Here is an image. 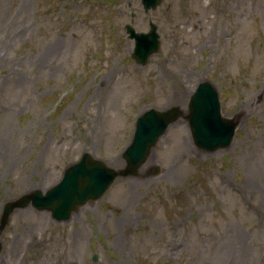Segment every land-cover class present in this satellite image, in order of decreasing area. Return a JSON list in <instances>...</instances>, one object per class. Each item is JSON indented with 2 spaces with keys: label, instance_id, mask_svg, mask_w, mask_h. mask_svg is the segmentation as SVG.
<instances>
[{
  "label": "rangeland",
  "instance_id": "374dc122",
  "mask_svg": "<svg viewBox=\"0 0 264 264\" xmlns=\"http://www.w3.org/2000/svg\"><path fill=\"white\" fill-rule=\"evenodd\" d=\"M150 22L161 46L139 65L125 26ZM203 81L239 118L228 148L199 149L176 121L68 221L16 210L0 264H264V0H0V217L84 153L122 169L137 117L187 111Z\"/></svg>",
  "mask_w": 264,
  "mask_h": 264
},
{
  "label": "water",
  "instance_id": "95a60500",
  "mask_svg": "<svg viewBox=\"0 0 264 264\" xmlns=\"http://www.w3.org/2000/svg\"><path fill=\"white\" fill-rule=\"evenodd\" d=\"M142 3L145 10L149 11L155 9L161 0H142ZM125 28L129 38L135 40L132 58L138 64L146 65L149 57L160 49L157 26L151 24L148 33H137L130 25ZM181 118L187 120L195 145L207 152L229 147L239 125L238 117L222 116L216 88L208 81L200 83L191 96L187 114L179 106L166 110L151 108L137 119L133 139L123 153L126 162L124 169L110 168L90 153H84L77 163L64 171L61 181L46 192L36 190L7 202L0 217V236L12 214L29 206L51 212L53 219L58 222L68 221L79 207L91 200L100 199L117 178L136 174L147 161L159 138L171 124Z\"/></svg>",
  "mask_w": 264,
  "mask_h": 264
},
{
  "label": "bare ground",
  "instance_id": "6f19581e",
  "mask_svg": "<svg viewBox=\"0 0 264 264\" xmlns=\"http://www.w3.org/2000/svg\"><path fill=\"white\" fill-rule=\"evenodd\" d=\"M182 87H183V84H182L181 82H177V81H176V89H177V91H178L179 89H181ZM184 111L186 112L185 109H184ZM188 147H189V144H188L187 140H185V139H183V141L179 144V148H180L181 150L188 149Z\"/></svg>",
  "mask_w": 264,
  "mask_h": 264
}]
</instances>
